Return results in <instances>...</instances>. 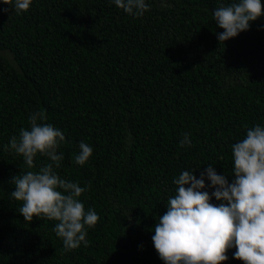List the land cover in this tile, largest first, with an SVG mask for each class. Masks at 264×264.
<instances>
[{
    "label": "trees",
    "instance_id": "1",
    "mask_svg": "<svg viewBox=\"0 0 264 264\" xmlns=\"http://www.w3.org/2000/svg\"><path fill=\"white\" fill-rule=\"evenodd\" d=\"M233 2L146 0L142 17L113 0L0 11V264H164L152 236L174 179L212 164L231 182V146L264 126V15L220 43L213 10ZM42 110L65 135L55 171L88 186L79 199L99 216L87 247L66 251L58 221L26 222L11 196L14 175L50 162L38 154L28 169L3 148ZM185 132L191 146L179 147ZM81 141L93 149L82 166ZM235 250L222 264H243Z\"/></svg>",
    "mask_w": 264,
    "mask_h": 264
},
{
    "label": "clouds",
    "instance_id": "2",
    "mask_svg": "<svg viewBox=\"0 0 264 264\" xmlns=\"http://www.w3.org/2000/svg\"><path fill=\"white\" fill-rule=\"evenodd\" d=\"M125 13L142 17L149 10L146 0H113ZM8 8L2 12H27L32 0H2ZM264 15L261 0H234L213 10L219 28L218 41L236 37L250 28V22ZM46 110L30 114V127L19 129L5 151L14 150L24 158L28 169L39 154L50 162L36 172L14 175L11 196L22 201L19 212L26 222L34 217L58 221L53 231L63 241L66 251L88 246V229L99 216L92 208L85 210L79 197L88 190L79 183L61 178L55 169L64 159L58 153L65 140L62 130L50 123ZM179 147L191 146L190 133H182ZM233 175L218 174L212 164L200 172L183 171L174 179L175 195L169 197L167 211L159 215L152 236L153 246L164 264H222L227 252L235 248L233 258L243 264H264V126L247 128L246 137L232 146ZM75 163L84 165L92 155L91 146L81 141ZM210 181V183H206ZM90 186V182H89ZM205 189H213L211 192ZM219 203H212V198ZM130 218V217H129Z\"/></svg>",
    "mask_w": 264,
    "mask_h": 264
}]
</instances>
